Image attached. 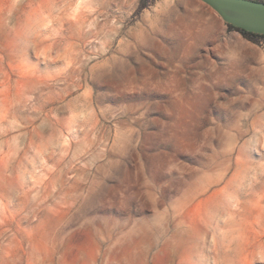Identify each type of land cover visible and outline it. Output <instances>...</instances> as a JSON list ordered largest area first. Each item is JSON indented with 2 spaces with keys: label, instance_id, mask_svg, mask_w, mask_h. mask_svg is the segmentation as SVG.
I'll return each instance as SVG.
<instances>
[{
  "label": "rangeland",
  "instance_id": "1",
  "mask_svg": "<svg viewBox=\"0 0 264 264\" xmlns=\"http://www.w3.org/2000/svg\"><path fill=\"white\" fill-rule=\"evenodd\" d=\"M138 3L0 0V264H264V38Z\"/></svg>",
  "mask_w": 264,
  "mask_h": 264
},
{
  "label": "water",
  "instance_id": "2",
  "mask_svg": "<svg viewBox=\"0 0 264 264\" xmlns=\"http://www.w3.org/2000/svg\"><path fill=\"white\" fill-rule=\"evenodd\" d=\"M226 24L264 34V2L257 0H200Z\"/></svg>",
  "mask_w": 264,
  "mask_h": 264
},
{
  "label": "trees",
  "instance_id": "3",
  "mask_svg": "<svg viewBox=\"0 0 264 264\" xmlns=\"http://www.w3.org/2000/svg\"><path fill=\"white\" fill-rule=\"evenodd\" d=\"M155 0H139L136 12H140L142 11L144 8H146L148 5H150L152 2H154ZM257 1H262L264 2V0H257ZM227 28L229 30H235L238 33H240L244 38L250 40V41H256L258 38H264V34H257V33H251V32H247L245 30H242L240 28L234 27L230 24H226Z\"/></svg>",
  "mask_w": 264,
  "mask_h": 264
}]
</instances>
